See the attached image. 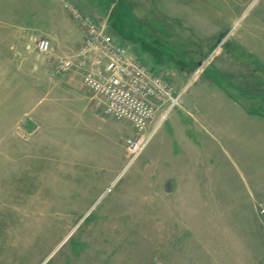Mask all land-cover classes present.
I'll return each instance as SVG.
<instances>
[{"label": "rangeland", "instance_id": "374dc122", "mask_svg": "<svg viewBox=\"0 0 264 264\" xmlns=\"http://www.w3.org/2000/svg\"><path fill=\"white\" fill-rule=\"evenodd\" d=\"M67 1L182 93L136 160L36 51ZM0 264H264V0H0Z\"/></svg>", "mask_w": 264, "mask_h": 264}, {"label": "built area", "instance_id": "2783aa9c", "mask_svg": "<svg viewBox=\"0 0 264 264\" xmlns=\"http://www.w3.org/2000/svg\"><path fill=\"white\" fill-rule=\"evenodd\" d=\"M70 16L84 30L85 39L72 57L57 58L55 48L48 39L35 43L40 56L54 58V75L75 73L83 86L97 98V107L111 118L129 122L135 137L127 140L129 154L136 160L153 134L148 130L160 115L161 126L179 105L182 93L148 66L130 55L126 48L104 25L72 6H66Z\"/></svg>", "mask_w": 264, "mask_h": 264}, {"label": "crops", "instance_id": "0c3cea01", "mask_svg": "<svg viewBox=\"0 0 264 264\" xmlns=\"http://www.w3.org/2000/svg\"><path fill=\"white\" fill-rule=\"evenodd\" d=\"M64 5H63V10L60 8L57 9L56 6L54 8L52 6H50L49 8H51V9L46 10L47 13H45V14H47L49 17H51V16H54L55 13H58V14L63 15L64 18L66 17V19H68L69 16H68V14H65L66 12L64 10V7H66L68 5L73 6L74 4L71 3L70 1H67V2H64ZM77 5H78V3H77ZM74 6H76V5H74ZM76 7H79V6H76ZM56 19H54V20L51 19L50 21L55 22L58 20V19L57 20ZM71 22L72 23H70V24L68 23L65 25H62L60 23L58 26H56L50 30L43 31V36L46 37L45 39L50 40L52 45L54 46L57 58L74 56L75 52H76L75 49L78 46H80L85 39V34H84L83 30L79 26H77L72 20H71ZM71 73L75 74L73 72H70L68 74H71ZM78 79H79L81 85H83L82 80L79 76H78ZM79 111H81V113H79ZM82 111H83V109L82 108L79 109V105L74 106V108L72 110V112L80 119V122H88L89 116L87 115L86 112L83 113ZM91 112H92V116L94 117L93 118L94 120L92 119V121L103 122V119L101 118V116L99 114H97L98 113L97 111H95L92 108ZM77 122H78V120H77Z\"/></svg>", "mask_w": 264, "mask_h": 264}, {"label": "water", "instance_id": "95a60500", "mask_svg": "<svg viewBox=\"0 0 264 264\" xmlns=\"http://www.w3.org/2000/svg\"><path fill=\"white\" fill-rule=\"evenodd\" d=\"M176 181L172 178L166 180L164 185V193L171 195L175 191Z\"/></svg>", "mask_w": 264, "mask_h": 264}, {"label": "bare ground", "instance_id": "6f19581e", "mask_svg": "<svg viewBox=\"0 0 264 264\" xmlns=\"http://www.w3.org/2000/svg\"><path fill=\"white\" fill-rule=\"evenodd\" d=\"M92 166H93V164H92ZM88 171H87V169L85 168V170L84 171H81V173H78V174H76V175H80V177L82 178V179H86L87 180V178L90 176L89 175V173H87ZM122 175V174H121ZM120 175V176H121ZM79 177V178H80ZM118 178H120V177H118ZM87 184V183H86Z\"/></svg>", "mask_w": 264, "mask_h": 264}]
</instances>
